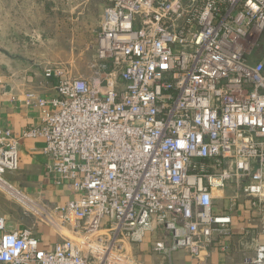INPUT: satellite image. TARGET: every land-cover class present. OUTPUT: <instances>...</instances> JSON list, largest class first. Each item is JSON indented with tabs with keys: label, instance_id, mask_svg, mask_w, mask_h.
I'll use <instances>...</instances> for the list:
<instances>
[{
	"label": "built area",
	"instance_id": "2783aa9c",
	"mask_svg": "<svg viewBox=\"0 0 264 264\" xmlns=\"http://www.w3.org/2000/svg\"><path fill=\"white\" fill-rule=\"evenodd\" d=\"M105 1L96 80L48 68L56 96L26 99L41 126L22 138L44 139L48 174L76 198L48 210L3 180L19 139L0 130L11 197L80 237L41 248L0 216V264H119L148 235L156 255L209 264L230 245L232 216L214 211L228 185L264 212V0ZM243 262L264 264V243Z\"/></svg>",
	"mask_w": 264,
	"mask_h": 264
},
{
	"label": "crops",
	"instance_id": "0c3cea01",
	"mask_svg": "<svg viewBox=\"0 0 264 264\" xmlns=\"http://www.w3.org/2000/svg\"><path fill=\"white\" fill-rule=\"evenodd\" d=\"M6 1H11L12 6L10 8L6 6L5 20L0 26V33L4 32V40H0V48H6L5 52H0V130H9L13 137L19 139V168L14 172H6L2 178L33 200L42 203L46 209L52 210L56 205H63L76 197L67 187L57 184L48 174L46 165L49 160L42 153L44 139L22 138V135L26 131L41 126V108L27 104V95L33 94L49 101L56 96V81L46 79L44 76L45 70L49 68L47 67L50 63L48 59L40 55L31 57L25 54V49L30 46L36 48L43 46L40 43L39 33L33 32L34 34L30 35L33 30H30L27 25L28 11L19 7L23 0ZM91 3L92 7H88L87 10H93L94 17H87L82 22L81 32L76 29L74 34L82 39L96 40L107 2L91 0ZM46 109L50 110V106L47 105ZM0 187L12 195V189L1 181ZM234 192V187L228 185L220 193V198L215 201V213L223 214L228 211L232 216V224L229 227L230 245L224 251L212 250L208 258L209 264H245L243 260L254 255L256 245L264 243V212L259 213L242 195L235 202H231L230 198ZM6 203V200L0 197V216L2 217L5 216L3 207ZM21 214L17 213L19 223L16 224H11L7 216L4 217L8 230L31 228L27 227L28 218L23 215L24 213ZM40 225L37 230L35 229L40 247L50 248L56 239L54 240L51 231L44 230ZM151 240L152 235H148L143 243L134 246L137 261L147 262V264H195L184 251H177L169 258L152 253Z\"/></svg>",
	"mask_w": 264,
	"mask_h": 264
},
{
	"label": "rangeland",
	"instance_id": "374dc122",
	"mask_svg": "<svg viewBox=\"0 0 264 264\" xmlns=\"http://www.w3.org/2000/svg\"><path fill=\"white\" fill-rule=\"evenodd\" d=\"M8 2L0 0V26L5 20L6 6L7 8L12 6V2ZM19 7L28 11L27 25L30 30H33L30 35L34 34L33 32L39 33L40 43L43 46L41 48L30 46L25 49L26 55L31 57L40 55L48 59L50 63L47 64V67L62 69L65 78H82L90 82L96 80L95 72L99 64L95 53L96 40L82 39L74 34L76 29L81 32L82 22L87 17H94L93 10H87L88 7H92L91 0H23ZM3 35L4 32H1L0 40H4ZM1 51L5 52L6 48L1 47ZM0 197L7 202L3 207V212L11 224L19 223V217H17L19 212V214L24 213L23 215L28 218L27 227L37 230L38 225L41 224V228L48 232L51 231L54 240L56 239L58 242L64 239L77 241L80 237L69 228H60L53 213L44 215L38 209H35V212L27 210L22 203L13 199L9 192L2 187H0ZM134 246H126V255L123 252H115L114 256L115 259H118L119 264H123L124 261L130 264H147V262L136 260Z\"/></svg>",
	"mask_w": 264,
	"mask_h": 264
}]
</instances>
